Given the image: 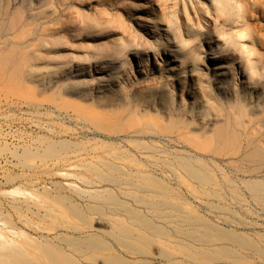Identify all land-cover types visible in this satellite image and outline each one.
I'll return each instance as SVG.
<instances>
[{
	"label": "rangeland",
	"instance_id": "1",
	"mask_svg": "<svg viewBox=\"0 0 264 264\" xmlns=\"http://www.w3.org/2000/svg\"><path fill=\"white\" fill-rule=\"evenodd\" d=\"M213 1L231 16L215 35L231 34L254 68L251 79L236 75L231 94L240 80L264 87V0ZM0 2V10L10 4ZM208 2L187 7L204 11ZM59 7L58 23L44 32ZM111 7L108 0H33L26 29L4 31L0 46L20 35L36 54L57 38L94 62L126 39ZM91 20L107 24L113 41L88 36ZM35 64L43 82V63ZM30 86L19 95L0 84V264H264V146L263 157L228 155L246 144L241 127L239 145L225 146L205 112L190 116L189 128L129 117L119 100L108 114L100 97L64 92L52 107L43 104L50 92ZM251 104L243 120L253 111L264 118V102Z\"/></svg>",
	"mask_w": 264,
	"mask_h": 264
},
{
	"label": "bare ground",
	"instance_id": "2",
	"mask_svg": "<svg viewBox=\"0 0 264 264\" xmlns=\"http://www.w3.org/2000/svg\"><path fill=\"white\" fill-rule=\"evenodd\" d=\"M7 1L10 4L0 10L1 36L4 31L7 36L11 30H25L33 15V0ZM208 1L207 9L202 11L188 9L191 0H136V8L126 0H108L112 21H118L126 39L117 42V51L111 49L94 62L75 56L57 38H48L45 51L36 54L26 49L33 41L20 42L19 33L16 38H5L0 46V84L24 95L25 89L32 93L30 85L38 83L43 92H50L44 96L43 104L52 107L64 92L79 94L83 100L105 98L104 110L108 114L113 113L108 110L110 102L119 100L129 117L152 121L167 118L175 125L189 128L194 122L189 117L205 112L212 122L213 137L225 146L239 145L235 132L241 127L239 131L244 133L246 144L228 155L241 161L246 157H263L264 118L256 117L259 111H253L248 120L243 118L250 112L251 103L258 106L264 102V87L253 89L240 80L237 95L231 94L229 85L236 75L251 79L254 68L231 34L226 32L222 39L215 35L221 22L225 25L224 21L231 16L222 13L223 6ZM116 3L118 10H113ZM61 12L59 7L57 15L45 21L44 32L58 23ZM91 21L86 25L88 36L92 34L100 40L105 34L113 41L112 29L104 30L107 24ZM34 38L36 35L32 34L29 39ZM36 60L43 63V82L38 79ZM195 62L197 72L190 69ZM213 92L216 93L211 96Z\"/></svg>",
	"mask_w": 264,
	"mask_h": 264
}]
</instances>
